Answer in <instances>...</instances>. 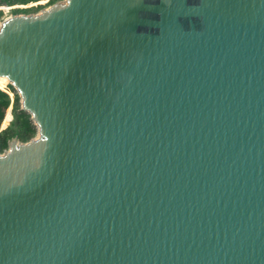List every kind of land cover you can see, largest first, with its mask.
Here are the masks:
<instances>
[{"label": "water", "instance_id": "water-1", "mask_svg": "<svg viewBox=\"0 0 264 264\" xmlns=\"http://www.w3.org/2000/svg\"><path fill=\"white\" fill-rule=\"evenodd\" d=\"M0 77V264H264V0H59Z\"/></svg>", "mask_w": 264, "mask_h": 264}, {"label": "trees", "instance_id": "trees-1", "mask_svg": "<svg viewBox=\"0 0 264 264\" xmlns=\"http://www.w3.org/2000/svg\"><path fill=\"white\" fill-rule=\"evenodd\" d=\"M40 1H45V4L49 5L59 0H0V5H5V6L26 5L29 3H35ZM36 7L38 8L39 5L35 6L34 8ZM31 9L32 8H28V9L13 8L11 9V12L13 14L24 13L27 10L29 11ZM4 87L8 91L7 93L9 92L11 93V98H9L6 93L1 91L4 90ZM8 106H10L11 118L7 123V125L4 128L0 129V152L6 148L7 141L9 139L14 138L19 142H25L29 138H31L35 132L34 126L31 124V122L28 119V115L25 112L18 110V98L14 93V91L12 90V88L9 85H7V83H5L4 80H0V123H2L3 121L2 118L4 115V111ZM3 125H5V123Z\"/></svg>", "mask_w": 264, "mask_h": 264}, {"label": "rangeland", "instance_id": "rangeland-1", "mask_svg": "<svg viewBox=\"0 0 264 264\" xmlns=\"http://www.w3.org/2000/svg\"><path fill=\"white\" fill-rule=\"evenodd\" d=\"M39 5V7L34 8L35 6ZM50 5V4H49ZM48 5L45 4V1H40V2H35V3H29L26 5H12V6H5V5H0V23L2 22L3 19H5L7 16L9 15H13V13L11 12V9L13 8H19V9H28V8H32L31 10H27L24 13H16V14H34L37 13L39 10L46 8ZM5 90V88H4ZM8 92V91H7ZM10 93V92H9ZM11 94V93H10ZM9 94V96L11 97V95ZM8 114V115H7ZM4 118V119H3ZM2 118V123H0V129L4 128L7 123L9 122L11 116H10V106H8L5 111H4V115ZM7 120V121H6ZM6 121V122H5ZM5 123V125H3ZM3 125V126H2ZM34 137V135L32 136ZM31 137V138H32Z\"/></svg>", "mask_w": 264, "mask_h": 264}, {"label": "built area", "instance_id": "built-area-1", "mask_svg": "<svg viewBox=\"0 0 264 264\" xmlns=\"http://www.w3.org/2000/svg\"><path fill=\"white\" fill-rule=\"evenodd\" d=\"M4 88H5V87H4ZM1 91H3L4 93H6V94L8 95V97L11 98V97L9 96L10 93H7L6 88H5V90H1ZM10 95H11V94H10Z\"/></svg>", "mask_w": 264, "mask_h": 264}, {"label": "bare ground", "instance_id": "bare-ground-1", "mask_svg": "<svg viewBox=\"0 0 264 264\" xmlns=\"http://www.w3.org/2000/svg\"><path fill=\"white\" fill-rule=\"evenodd\" d=\"M0 80H4V82L7 83V81L4 77H0Z\"/></svg>", "mask_w": 264, "mask_h": 264}]
</instances>
